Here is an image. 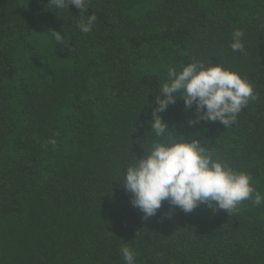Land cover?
Masks as SVG:
<instances>
[{
	"label": "trees",
	"instance_id": "16d2710c",
	"mask_svg": "<svg viewBox=\"0 0 264 264\" xmlns=\"http://www.w3.org/2000/svg\"><path fill=\"white\" fill-rule=\"evenodd\" d=\"M47 2L0 0V264H125L122 245L136 264H264V204L186 213L164 201L145 217L122 185L154 139L167 72L198 58L240 72L256 99L226 127L190 123L195 104L177 98L166 131L264 194V0H88L83 14Z\"/></svg>",
	"mask_w": 264,
	"mask_h": 264
},
{
	"label": "clouds",
	"instance_id": "9594fccd",
	"mask_svg": "<svg viewBox=\"0 0 264 264\" xmlns=\"http://www.w3.org/2000/svg\"><path fill=\"white\" fill-rule=\"evenodd\" d=\"M87 3L88 0H48L47 5L56 10L75 5L83 14L87 11ZM96 19L95 14L89 15L78 27L88 33ZM61 33L57 30L51 33L57 44L64 42ZM243 35L240 29L232 33V51L243 50ZM177 98L184 99L186 108L195 104L197 116L190 123L219 121L226 127L236 121L250 100L256 99L252 83L222 61L206 64L193 58L179 71L169 69L160 94L156 96L158 107L149 121L154 133L151 146L124 172L122 185L132 193L133 206L139 208L145 217H151L164 201L186 213L201 203L214 211L229 213L246 200L256 206L264 204V194L255 190L247 172L235 170L226 161L214 158L198 139L177 138L166 131L167 123L160 114ZM48 144L55 149L57 141L51 138ZM120 252L125 264H136V254L127 245H122Z\"/></svg>",
	"mask_w": 264,
	"mask_h": 264
}]
</instances>
